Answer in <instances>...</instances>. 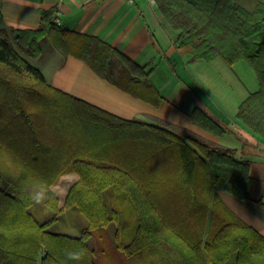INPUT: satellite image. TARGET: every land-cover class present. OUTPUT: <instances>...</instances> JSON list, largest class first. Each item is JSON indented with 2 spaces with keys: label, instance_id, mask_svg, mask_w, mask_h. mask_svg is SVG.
<instances>
[{
  "label": "trees",
  "instance_id": "1",
  "mask_svg": "<svg viewBox=\"0 0 264 264\" xmlns=\"http://www.w3.org/2000/svg\"><path fill=\"white\" fill-rule=\"evenodd\" d=\"M154 1L178 32V46H191L189 62L221 57L229 66L246 60L256 70L260 87L241 102L235 118L264 140V0L252 11L236 0ZM39 14L37 29L16 32L24 56L11 43L0 11V264H77L66 252L80 247L86 256L79 264H99L90 241L97 229L110 226L119 237L124 224L117 195L130 201L138 216L135 235L125 247L129 256L149 244L148 228L175 227V219L162 220L159 212L157 198L165 191L188 198L189 213L203 217L194 229L203 232L213 186L252 199L256 178L236 148L216 147L190 131L124 119L53 87L30 61L40 56L45 36L64 55L87 62L131 94L148 100L156 94V105L163 100L146 80L150 71L117 48L96 36L61 29L55 7ZM116 56L136 71L127 66L115 71ZM190 115L216 135L236 134L201 106ZM70 173L79 180L61 207L51 187ZM40 192L46 194L47 212L38 216L32 196ZM257 202L264 205L263 198ZM217 205L216 226L206 241L211 263L264 264V236L222 202ZM73 213L86 220L78 234L53 228L57 220L65 225ZM189 243L202 244L203 235L198 240L189 236Z\"/></svg>",
  "mask_w": 264,
  "mask_h": 264
},
{
  "label": "crops",
  "instance_id": "2",
  "mask_svg": "<svg viewBox=\"0 0 264 264\" xmlns=\"http://www.w3.org/2000/svg\"><path fill=\"white\" fill-rule=\"evenodd\" d=\"M236 2L252 11L258 0ZM53 7L58 9L56 17L61 29L96 36L117 48L144 71H150L146 80L155 86L163 100L156 105L152 101L156 100V94L149 96L151 100L131 94L97 74L87 62L73 54L64 55L54 46L51 37L45 36L40 40V56L30 58V61L53 87L121 118H137L178 132L190 131L216 147L236 148L239 158L250 161L251 174L256 178L251 200H241L212 187L205 232L194 229L195 221L203 217L189 213L188 198L165 191V196L157 198L159 212L162 220L175 219V227L148 228L146 239L149 244L132 256L125 247L135 235L138 216L134 205L117 195L115 206L122 212L120 220L124 225L116 243L109 245L101 256L91 241L98 263L212 264L206 241L216 226L214 210L221 208L218 201L264 236V205L257 202L260 198L264 202V140L235 118L241 102L259 89V80L257 85L255 76L240 77L235 69L237 62L229 66L221 57L189 62L191 46H178V32L164 21L154 0H0L10 41L22 55L26 56L17 45L16 32L37 29L41 19L39 11ZM126 66L136 71L133 65L115 57V71H123ZM196 106L208 110L223 125L236 130V134L216 135L196 125L190 115ZM78 180L76 174L67 195ZM67 195L63 201L56 195L61 207ZM77 217V213L68 215V221L75 224ZM108 231L115 233L111 226ZM201 234L202 244L189 243V236L198 240Z\"/></svg>",
  "mask_w": 264,
  "mask_h": 264
},
{
  "label": "rangeland",
  "instance_id": "3",
  "mask_svg": "<svg viewBox=\"0 0 264 264\" xmlns=\"http://www.w3.org/2000/svg\"><path fill=\"white\" fill-rule=\"evenodd\" d=\"M236 71L239 72V76L242 78H247L248 76H255L257 85H258V75L256 70L248 63L246 60H240L239 62L236 63L235 65ZM264 149V147L262 148ZM76 179V174H70L66 175L63 178L60 179L58 183H56L54 186H52V191L56 193V195L60 198L61 201H63L67 195V192L69 190L70 185L75 181ZM45 197L46 194L43 192ZM45 199L42 201L40 204H34L33 210L34 212L40 216V213H46L47 210H45V206H43ZM79 215V214H78ZM80 216V215H79ZM81 217V216H80ZM76 218L75 224L73 221H68L67 223L69 224L70 227H67L66 225H63L60 221H55V224L53 226L54 229L66 232V233H72V234H78L81 230V227L86 226V220L82 216L81 218ZM81 225V226H80ZM91 241H94L96 247L100 253L99 255L101 256L103 251L107 249L109 245H112L116 243V237L114 233H110L108 231V228L105 229H97L94 233V236L92 237ZM90 241V242H91Z\"/></svg>",
  "mask_w": 264,
  "mask_h": 264
},
{
  "label": "clouds",
  "instance_id": "4",
  "mask_svg": "<svg viewBox=\"0 0 264 264\" xmlns=\"http://www.w3.org/2000/svg\"><path fill=\"white\" fill-rule=\"evenodd\" d=\"M34 203L40 204L45 199V195L43 192L37 193L36 195L32 196ZM66 256L68 260L75 261L79 264L80 261L84 260L86 256V249L80 247L76 250H71L66 252Z\"/></svg>",
  "mask_w": 264,
  "mask_h": 264
},
{
  "label": "built area",
  "instance_id": "5",
  "mask_svg": "<svg viewBox=\"0 0 264 264\" xmlns=\"http://www.w3.org/2000/svg\"><path fill=\"white\" fill-rule=\"evenodd\" d=\"M57 24L59 25L60 23L58 22V20H57Z\"/></svg>",
  "mask_w": 264,
  "mask_h": 264
}]
</instances>
